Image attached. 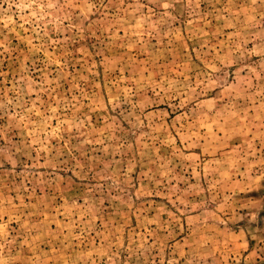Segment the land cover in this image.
<instances>
[{"label": "rangeland", "instance_id": "obj_1", "mask_svg": "<svg viewBox=\"0 0 264 264\" xmlns=\"http://www.w3.org/2000/svg\"><path fill=\"white\" fill-rule=\"evenodd\" d=\"M0 264H264V0H0Z\"/></svg>", "mask_w": 264, "mask_h": 264}]
</instances>
